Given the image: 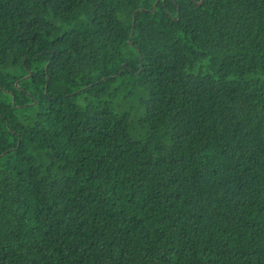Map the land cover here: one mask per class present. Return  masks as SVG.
I'll return each instance as SVG.
<instances>
[{"label": "trees", "instance_id": "1", "mask_svg": "<svg viewBox=\"0 0 264 264\" xmlns=\"http://www.w3.org/2000/svg\"><path fill=\"white\" fill-rule=\"evenodd\" d=\"M155 1L0 0V264H264V0Z\"/></svg>", "mask_w": 264, "mask_h": 264}, {"label": "water", "instance_id": "2", "mask_svg": "<svg viewBox=\"0 0 264 264\" xmlns=\"http://www.w3.org/2000/svg\"><path fill=\"white\" fill-rule=\"evenodd\" d=\"M158 1H159V0H156V1H155V4L153 5V8L151 9V12H152V13L155 11V9H156V4L158 3ZM202 2H203V0H200V1L197 3V5H201ZM140 11H142V9H140ZM134 22H135V17L133 16V18H132V24H134ZM132 32H133V30H131V32H130V37H132ZM124 66H125V64L122 65V68H124ZM27 77H29V75H28ZM16 86H17V84H16ZM46 86H47V85H46ZM46 86H45V88H46Z\"/></svg>", "mask_w": 264, "mask_h": 264}]
</instances>
